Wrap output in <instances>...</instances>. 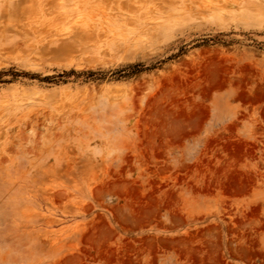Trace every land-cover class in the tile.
Returning <instances> with one entry per match:
<instances>
[{
    "label": "rangeland",
    "instance_id": "374dc122",
    "mask_svg": "<svg viewBox=\"0 0 264 264\" xmlns=\"http://www.w3.org/2000/svg\"><path fill=\"white\" fill-rule=\"evenodd\" d=\"M92 1L0 0V264H264V0Z\"/></svg>",
    "mask_w": 264,
    "mask_h": 264
},
{
    "label": "bare ground",
    "instance_id": "6f19581e",
    "mask_svg": "<svg viewBox=\"0 0 264 264\" xmlns=\"http://www.w3.org/2000/svg\"><path fill=\"white\" fill-rule=\"evenodd\" d=\"M93 2L92 0H89V2ZM183 1V0H182ZM228 1L229 0H188V2L186 3V6H185V9L186 10H188V11H190V12H193L194 14H198V15H208V14H213V13H216V12H219V11H221L223 8H226L227 7V5H228ZM79 2V1H78ZM85 3H86V1H85ZM181 3H183V2H181ZM79 4V3H78ZM88 4H90V3H88ZM180 4V3H179ZM85 5H87V4H85ZM92 5V3L90 4V6ZM237 5V4H236ZM79 6V5H78ZM95 8V7H94ZM183 8V7H182ZM228 8V7H227ZM101 9V8H100ZM164 9V8H163ZM184 9V8H183ZM89 10H91V9H89ZM97 10V9H96ZM103 10V9H102ZM46 11V10H45ZM100 11V10H99ZM106 11V10H105ZM105 11H103V12H105ZM173 11V10H172ZM184 11V10H183ZM92 12H95V11H92ZM121 12V11H120ZM167 12V11H166ZM54 13H56V12H54ZM98 13V12H97ZM113 13V12H112ZM118 13H119V11H118ZM143 13V12H142ZM163 13V12H162ZM173 13V12H172ZM175 13V12H174ZM173 13V14H174ZM43 14H44V11H43ZM110 14V13H109ZM173 14H170L169 16H171V15H173ZM91 15V14H90ZM101 16H102V14H100ZM105 15H107V14H105ZM197 16V15H196ZM102 17H104V18H106L104 15L102 16ZM163 17V16H162ZM205 17V16H204ZM98 18V17H97ZM100 19V18H99ZM107 20H109L110 21V18L108 17V18H106ZM121 19V18H120ZM119 19V20H120ZM103 20H105V19H103ZM106 20V21H107ZM113 20H115V19H113ZM40 21V20H39ZM122 21V20H121ZM120 21V22H121ZM41 22V21H40ZM102 23V22H101ZM92 24H93V22H91V26H92ZM114 24V23H113ZM119 24V23H118ZM108 25V24H107ZM115 25V24H114ZM117 25V24H116ZM115 25V26H116ZM124 25V24H123ZM90 26V25H89ZM120 26V24L118 25V27ZM144 26V25H143ZM147 26V25H146ZM109 28L110 27H112V25L111 26H108ZM127 27V26H126ZM145 27V26H144ZM149 27V26H148ZM152 27H154V26H152ZM151 27V28H152ZM35 28H37V27H35ZM90 28H93V27H90ZM140 28H142V27H140ZM151 28H150V30H151ZM155 28H157V27H154V29ZM41 29V28H40ZM88 29H89V27H88ZM143 29H145V28H143ZM143 29H140V30H143ZM153 29V30H154ZM124 30V29H123ZM139 30V32H141ZM149 30V29H148ZM153 30H151V31H153ZM35 31V30H34ZM118 31V30H117ZM125 31V30H124ZM126 32V31H125ZM124 32V35L125 34H127V33H125ZM128 32V31H127ZM136 32V31H135ZM148 32V31H147ZM42 33V32H41ZM101 33H103V32H101ZM38 35V34H37ZM100 36H102L103 37V35H101L100 34ZM123 37H126V36H123ZM122 38V37H121ZM117 39V38H116ZM41 41H42V39H41ZM109 41V40H108ZM118 41V40H117ZM122 41H124V43H125V40H122ZM14 42V41H13ZM115 42H116V40H115ZM120 42V41H119ZM19 43V42H18ZM96 43V42H95ZM105 43V42H104ZM117 43V42H116ZM123 43V44H124ZM107 44L108 43H105V45L107 46ZM118 44V43H117ZM120 44V43H119ZM19 45V44H18ZM31 45V44H30ZM105 46V47H106ZM104 47V48H105ZM108 47V46H107ZM117 47H119L118 45H117ZM103 48V47H102ZM101 48V49H102ZM106 50H107V48H105ZM122 49V48H121ZM109 50V49H108ZM123 50H125L124 48H123ZM120 51V50H119ZM108 52V51H107ZM110 53V52H109ZM118 53V52H117ZM108 55V54H107ZM33 96H35V95H33ZM6 107H7V105H6ZM16 107V106H15ZM8 108V107H7ZM13 112V111H12ZM29 112V111H28ZM21 141V140H20ZM244 184V183H243ZM246 187V186H245ZM240 189H242V188H240ZM247 252H249V250H247Z\"/></svg>",
    "mask_w": 264,
    "mask_h": 264
}]
</instances>
